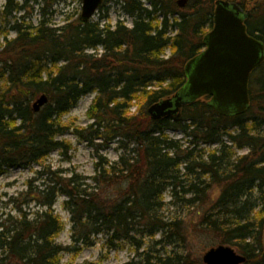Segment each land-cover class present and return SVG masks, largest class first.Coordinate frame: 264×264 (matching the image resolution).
Masks as SVG:
<instances>
[{"label": "trees", "instance_id": "1", "mask_svg": "<svg viewBox=\"0 0 264 264\" xmlns=\"http://www.w3.org/2000/svg\"><path fill=\"white\" fill-rule=\"evenodd\" d=\"M116 1L133 18L132 26L79 15L54 27L45 17L34 25L23 16L12 24L13 38L5 27L24 5H0V175L67 148L60 137L70 126L62 118L91 93L93 121L76 133L92 143L117 142L131 153L113 162L100 156L90 177L64 178L48 166L38 170L23 199L41 211L29 217L17 206L21 215L0 214V264H65V251L92 246L101 234L110 248L129 242L139 251L140 260L124 264H197L186 218L163 214L168 190L169 204L179 210L201 206L197 233L233 247L246 257L243 264H264V62L251 74L244 114L222 115L204 96L179 115L154 119L149 107L181 92L187 62L204 49L216 0H188L184 7L176 0ZM238 2L250 11L249 34L264 42V0ZM174 14L179 19L172 22ZM171 26L174 35L168 33ZM41 95L48 102L35 111ZM169 131H181L189 144ZM215 188L221 192L212 199ZM60 195L71 215L72 247L56 241L64 228L53 209Z\"/></svg>", "mask_w": 264, "mask_h": 264}, {"label": "rangeland", "instance_id": "2", "mask_svg": "<svg viewBox=\"0 0 264 264\" xmlns=\"http://www.w3.org/2000/svg\"><path fill=\"white\" fill-rule=\"evenodd\" d=\"M6 0H0V5ZM24 5L22 11L9 17L10 23L6 24L5 31L8 37L13 38L17 34L12 29V24L17 18L26 16V22L34 25L38 24L42 18L49 19L51 26L59 27L69 20H75L82 14L83 0H20ZM178 1V0H176ZM239 1V0H238ZM189 1L186 2V4ZM185 4V5H186ZM149 8L151 6L147 4ZM159 14V13H158ZM162 20V17H158ZM170 21L174 22L179 19L178 14L170 15ZM92 20H101L102 23H109L115 26L118 21L123 20L128 26L133 25V18L123 10V3L113 0L107 2L105 9H99L92 17ZM4 23V22H3ZM5 26V25H4ZM168 33L174 35L176 28L171 26ZM3 40V35H1ZM0 40V41H1ZM90 50L89 52H96ZM103 53L101 47L98 48V55ZM171 54V50H167ZM96 97V93H91L81 97L77 105L72 108L62 118L64 124L70 126L68 132L60 138L65 141L67 148L53 151L46 159L40 163L33 164L29 167L8 168L0 175V214L21 215L18 207H22L29 217H33L37 211H41L35 202H27L23 199V193L28 189V183L35 178L37 171L48 166L53 170L60 171L64 178L71 177L73 174H81L83 177L94 176L96 173L97 163L103 156L108 161L119 160L121 154L131 155L127 150L120 147L119 143L111 142L105 145L102 139H95L94 143L86 140L76 133V128H83L93 120L88 116V110ZM139 104H135L131 112H134ZM170 136L183 139L185 144H189V138H186L181 131H169ZM98 144H103L98 145ZM204 146V145H202ZM216 146H205L206 150H212ZM247 149L239 151V154L247 153ZM46 178V177H45ZM47 182V179H44ZM42 181V180H41ZM40 182H38L37 185ZM221 190L215 188L211 192L212 199H216ZM166 205L163 212L166 219L174 217H184L189 225V250L192 258L198 264H204V254L212 247L219 245L218 241H211L210 237L197 233L194 225L199 221L201 206H195L185 210H179L169 202L172 200L170 190L163 195ZM66 196L60 195L53 209L64 223L63 230L56 236V241L63 246H74L71 231V215L64 207ZM159 239V235L156 236ZM95 244L92 246H81L79 249L65 251L61 255L62 262L65 264H124L135 259L140 260L139 251L129 242H120L116 248H110L107 243V236L104 234L95 237ZM142 252V250H140ZM9 264H17L14 261Z\"/></svg>", "mask_w": 264, "mask_h": 264}, {"label": "water", "instance_id": "3", "mask_svg": "<svg viewBox=\"0 0 264 264\" xmlns=\"http://www.w3.org/2000/svg\"><path fill=\"white\" fill-rule=\"evenodd\" d=\"M104 0H83L82 19L94 16ZM188 0H179L184 7ZM214 25L205 35V48L190 59L187 81L180 93L152 104L148 111L154 119L179 115L189 102L211 96L215 110L225 116L244 114L250 106L249 82L252 72L264 62V42L249 34L245 12L237 2L216 0ZM48 97L41 95L33 104L40 111ZM264 240V238H263ZM205 264H243L246 257L233 247L210 248Z\"/></svg>", "mask_w": 264, "mask_h": 264}]
</instances>
